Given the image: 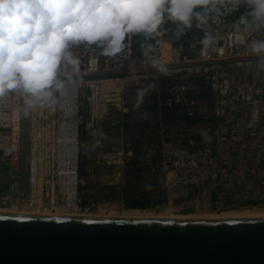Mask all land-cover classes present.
Returning a JSON list of instances; mask_svg holds the SVG:
<instances>
[{
  "label": "built area",
  "instance_id": "1",
  "mask_svg": "<svg viewBox=\"0 0 264 264\" xmlns=\"http://www.w3.org/2000/svg\"><path fill=\"white\" fill-rule=\"evenodd\" d=\"M245 12L244 6L238 11L229 10L227 5L219 8L199 27V34L181 41L185 54L176 59V40L171 38L172 30L167 24L147 42L137 45L133 37L122 56L104 57L95 49H76L82 75L75 78L64 96L58 94V102L52 107H36L26 112L24 98L19 94L0 98V169L5 168L8 174L19 173L21 168L13 163L25 159L30 191L29 197L21 191L15 197L12 191L16 185H12L10 192L0 198L2 203H16L21 209L40 206V211L56 210L61 205L59 208L68 213L80 214L83 210L78 200L80 143L84 133L98 131L113 112L124 118L130 112L126 98L131 90L161 73L171 76L177 73L176 68L193 69L197 76L211 81V91L216 97L218 139L224 140L222 130L234 127V117L245 116L240 113L242 109H254L238 103L237 95L244 93L241 86L234 84L237 72L246 70L243 77L247 80L256 73L262 78L258 84H252L243 100L251 101L253 92L264 95V71L258 70L256 58L248 50L251 40L264 38V29L246 30L243 25L237 28L236 21ZM146 44L151 47L146 49ZM228 79L232 80L230 87H223V83L228 85ZM186 93L182 87L167 95L163 105L187 107ZM261 107L264 110V105ZM232 114L235 116L230 117ZM25 133L29 143L27 154L23 151ZM217 168V156L211 148L177 149L162 164L161 185L167 197L180 189L200 188L215 182L219 175ZM33 176L39 180L34 182ZM44 188L51 193L47 201H43Z\"/></svg>",
  "mask_w": 264,
  "mask_h": 264
},
{
  "label": "rangeland",
  "instance_id": "2",
  "mask_svg": "<svg viewBox=\"0 0 264 264\" xmlns=\"http://www.w3.org/2000/svg\"><path fill=\"white\" fill-rule=\"evenodd\" d=\"M175 44L176 59L185 52L182 51L181 41H176ZM184 49L186 48L183 47ZM245 71L237 72L238 76L234 79L236 87L241 86L244 93L237 95L238 103L240 106L249 104L251 108L256 109L264 105V95L253 92L251 101L243 100L242 96H246L245 93L252 84H258L262 78L256 73L254 78L244 79ZM175 72L177 73L171 76L161 73L158 78L150 79L145 85H139L131 90L126 98L130 112L124 118L119 112H113L98 131L84 133L80 143L78 200L83 208L80 215L121 218L129 215L157 217L223 212L253 214L264 211L263 127H253L254 131L251 134L243 135L240 128L238 130L235 126H229L221 131L225 139L219 140L218 126L210 121L216 117V97H213L212 91L209 95L207 90L208 87L211 89V81L197 76L198 73L193 69L179 71L176 68ZM231 81L228 79V85L223 83V87H230ZM182 87L186 88L187 97H190L185 110L189 113L197 112L199 123L193 125L175 121L166 127L161 122L162 117L159 111H156V106H163L166 96ZM201 91L207 92L206 96H201L199 94ZM83 106L84 109L86 104L83 103ZM244 112L247 114L239 115V118L249 116L246 121L252 120L254 115H250L247 110ZM232 116L235 114L230 115ZM261 116L260 111L258 120ZM234 118L236 122L238 116ZM239 135L247 138L241 139ZM137 137H144V146L137 155L139 160L149 164V167L154 169L162 167L163 162L172 157V153L177 149L196 151L208 147L213 149L217 156L219 175L212 184L202 185L196 189H180L167 197L166 201L155 206L131 208L132 197L126 193L128 177L125 175V164L134 157L132 142ZM23 151L24 154L29 151L26 133ZM13 165L20 167L21 171L8 174L5 168L0 169V198L10 192L12 185H16L12 191L13 196H18V192L21 191L29 197L28 173L24 169L26 160L21 159ZM146 177L149 178L150 175L147 174ZM135 191L141 194L143 189L138 188ZM42 192L43 201H47V196L51 197L50 190L44 188ZM12 207L21 209L19 204H3L0 200V211H10ZM54 213L65 214L60 210Z\"/></svg>",
  "mask_w": 264,
  "mask_h": 264
},
{
  "label": "clouds",
  "instance_id": "3",
  "mask_svg": "<svg viewBox=\"0 0 264 264\" xmlns=\"http://www.w3.org/2000/svg\"><path fill=\"white\" fill-rule=\"evenodd\" d=\"M225 5L246 8L237 28L264 29V0H0V98L19 94L26 112L52 107L82 75L76 49L122 56L133 37L147 42L166 22L183 34ZM248 50L264 71V38Z\"/></svg>",
  "mask_w": 264,
  "mask_h": 264
},
{
  "label": "water",
  "instance_id": "4",
  "mask_svg": "<svg viewBox=\"0 0 264 264\" xmlns=\"http://www.w3.org/2000/svg\"><path fill=\"white\" fill-rule=\"evenodd\" d=\"M0 264H264V214L209 219L0 214Z\"/></svg>",
  "mask_w": 264,
  "mask_h": 264
},
{
  "label": "trees",
  "instance_id": "5",
  "mask_svg": "<svg viewBox=\"0 0 264 264\" xmlns=\"http://www.w3.org/2000/svg\"><path fill=\"white\" fill-rule=\"evenodd\" d=\"M171 30V38L178 42L188 39L193 35L199 33L200 28L193 26L190 29H186L183 34H177L176 25L171 22H166ZM143 41L140 37H135V43L138 45L139 42ZM208 94H211V89L208 87ZM207 92L201 91V96H206ZM188 99L190 97H187ZM157 104V103H156ZM159 111L161 114V122L164 126L172 125L173 122H185L188 124H197L199 123L198 113L189 114V111L185 110L184 106H175L173 108H168L166 106L158 107L156 106V111ZM216 117H213L210 121L214 122L216 127L218 126V120ZM144 137H137L133 140V149L132 153L133 158H130L129 161L125 164L126 170L125 175L128 177L126 182L127 192L131 198V208H144L152 207L157 203L164 202L167 199L166 191L162 187L161 183L164 178V172L162 167L154 169L149 167V164L139 160L138 151L144 146L143 143ZM82 174V172H81ZM149 174L150 177L147 178L146 175ZM138 188H142L143 192L139 194L135 191ZM129 189V190H128ZM137 193V195H135Z\"/></svg>",
  "mask_w": 264,
  "mask_h": 264
},
{
  "label": "bare ground",
  "instance_id": "6",
  "mask_svg": "<svg viewBox=\"0 0 264 264\" xmlns=\"http://www.w3.org/2000/svg\"><path fill=\"white\" fill-rule=\"evenodd\" d=\"M34 178V182H36V180H39V178H37V176H33ZM31 179V178H30ZM29 179V180H30ZM75 188V184L74 187ZM40 206L38 207H34L32 209H16V208H11L10 211H0V214H12V215H24V216H33V217H82V218H113V217H91V216H82L80 214H72L66 212L65 210H63V208H56V210L53 211H49V210H43L40 211L39 210ZM60 210L61 212L65 213V214H59V213H54L56 211ZM263 212H256V213H247V212H242V213H229V212H223V213H214V214H209V215H179V216H169V215H161V216H157V217H150V216H135V215H129L126 217H121V218H129V219H209V218H226V217H233V216H251V215H263ZM119 218V217H118Z\"/></svg>",
  "mask_w": 264,
  "mask_h": 264
},
{
  "label": "crops",
  "instance_id": "7",
  "mask_svg": "<svg viewBox=\"0 0 264 264\" xmlns=\"http://www.w3.org/2000/svg\"><path fill=\"white\" fill-rule=\"evenodd\" d=\"M200 32V31H199ZM199 34V33H198ZM197 35V34H196ZM193 36H195V35H193ZM191 38V37H190ZM190 38H188V39H184L183 41H185V40H187V41H189V39ZM244 111H246V109H243V110H241L240 111V113L241 114H247L246 112H244ZM249 111V113H250V115L251 114H253L254 116L252 117V120H249V121H246V119L248 118L249 119V116L247 117V118H242V119H240L239 118V116H238V120H236V122L234 121V126L239 130V128H240V130L242 131V134L244 135V133H252L254 130V128L255 127H263V129H264V110L262 109V107H258V109H250V110H248L247 109V112ZM260 111H261V113H262V116H261V119L260 120H258V118H257V116L259 115V113H260ZM243 116V115H242ZM255 116H256V118H255ZM258 121H260V122H258ZM254 127V128H253ZM240 136V138L242 139V138H247V137H245V136H241V135H239Z\"/></svg>",
  "mask_w": 264,
  "mask_h": 264
}]
</instances>
